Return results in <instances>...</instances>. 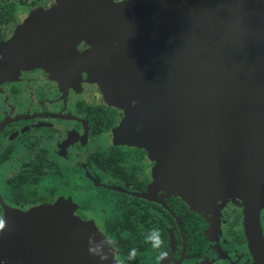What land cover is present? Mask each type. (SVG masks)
<instances>
[{
  "label": "water",
  "instance_id": "1",
  "mask_svg": "<svg viewBox=\"0 0 264 264\" xmlns=\"http://www.w3.org/2000/svg\"><path fill=\"white\" fill-rule=\"evenodd\" d=\"M26 37L44 52L30 63L52 55L125 110L132 145L156 134L162 153L209 167L220 159L227 195L236 176L238 191H264V0H54L0 42V91L13 81L10 48ZM0 264L121 263L59 200L0 219Z\"/></svg>",
  "mask_w": 264,
  "mask_h": 264
},
{
  "label": "flooded vegetation",
  "instance_id": "2",
  "mask_svg": "<svg viewBox=\"0 0 264 264\" xmlns=\"http://www.w3.org/2000/svg\"><path fill=\"white\" fill-rule=\"evenodd\" d=\"M26 1L3 24L0 42L53 2ZM29 41L10 48L13 81L0 91V219L68 201L121 264H264V191H238L236 176L232 197L225 172H215L220 159L209 167L177 150L162 153L161 143L132 145L125 110L98 84L66 76L76 68L58 66L52 55L30 63L44 52Z\"/></svg>",
  "mask_w": 264,
  "mask_h": 264
},
{
  "label": "trees",
  "instance_id": "3",
  "mask_svg": "<svg viewBox=\"0 0 264 264\" xmlns=\"http://www.w3.org/2000/svg\"><path fill=\"white\" fill-rule=\"evenodd\" d=\"M43 0H35V3ZM21 4H27L26 0H0V8L5 10V12L0 14V23L3 25L8 21V19H16V9Z\"/></svg>",
  "mask_w": 264,
  "mask_h": 264
},
{
  "label": "rangeland",
  "instance_id": "4",
  "mask_svg": "<svg viewBox=\"0 0 264 264\" xmlns=\"http://www.w3.org/2000/svg\"><path fill=\"white\" fill-rule=\"evenodd\" d=\"M53 1H54V0H53ZM43 10H45V8H44V7H41L40 11H43ZM2 12L4 13L5 10L0 9V13H2ZM28 16H29V15H27L26 18H27ZM3 30H5V26H4V25H0V39H1V36H3V34H4ZM15 36H16V34H15ZM15 36H14V38H15ZM23 62H24V63H27V60L24 59ZM48 69H49V68H48ZM5 71H6V70H5ZM82 74H84V73H82ZM65 75H66V76H71V75H73L74 77H76V78H75V81H77V78H78V77H82V79L84 80V82L94 83V82H92V81H85L84 76L81 75V74H76V75H74V74L68 72V73H65ZM84 75H85V74H84ZM96 84H97V83H96ZM7 86H8V85H7ZM7 86H6V87H7ZM6 87H5V88H6ZM148 119H149V118H148ZM148 119H147V121H148ZM156 122H157V117H156ZM157 123H158V122H157ZM144 138H145L146 141H151L152 143H157L156 135H155L154 138H153L151 135L145 134ZM197 153H198L199 155H201V154H204L205 151H204L203 148H198ZM25 211H26V210H25ZM96 227H97V226H96ZM97 228H98V227H97ZM90 231H91L92 235H93L97 240H99V238H97V237H98V235H97V231L92 230V229H91ZM98 231H99V229H98Z\"/></svg>",
  "mask_w": 264,
  "mask_h": 264
}]
</instances>
